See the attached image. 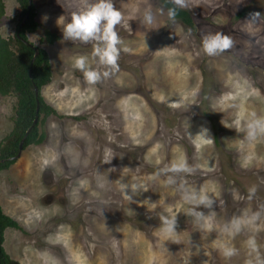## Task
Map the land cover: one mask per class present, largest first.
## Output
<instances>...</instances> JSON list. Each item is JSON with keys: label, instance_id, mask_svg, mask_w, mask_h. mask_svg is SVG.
<instances>
[{"label": "rangeland", "instance_id": "rangeland-1", "mask_svg": "<svg viewBox=\"0 0 264 264\" xmlns=\"http://www.w3.org/2000/svg\"><path fill=\"white\" fill-rule=\"evenodd\" d=\"M96 2L32 0L26 36L47 53L41 95L55 112L0 170V209L18 224L3 230L5 253L18 264H264V0H186L192 26L160 0H112L116 72L92 55L98 41L63 35ZM2 3L7 38L20 7ZM216 33L233 46L208 56L203 39ZM82 56L109 75L90 84ZM15 104L0 95V140Z\"/></svg>", "mask_w": 264, "mask_h": 264}, {"label": "trees", "instance_id": "trees-1", "mask_svg": "<svg viewBox=\"0 0 264 264\" xmlns=\"http://www.w3.org/2000/svg\"><path fill=\"white\" fill-rule=\"evenodd\" d=\"M16 1L20 11L13 33L7 38L0 35V95L13 94L16 98L12 127L0 140V159H2L0 170L7 168L14 161L12 156L17 152L18 141L28 128L22 142V149L29 144H37L41 141L42 134L37 132L38 121L55 112L41 95V88L50 81L51 76L47 53L42 47L29 42L26 36L27 33L35 31L38 25L35 19L34 6L31 4L26 18L20 23L27 0ZM160 2L168 13L169 9L176 8L175 19L188 26L193 25L187 10L177 7L172 0H160ZM2 14L3 3L0 0V16ZM55 38L54 33L45 30L40 40L51 43ZM26 42H29L31 46L27 45ZM34 52L36 54L30 62ZM33 87L37 90L36 97ZM36 100L38 106L35 113ZM35 116H37V120L31 124ZM7 227L18 228V224L0 209V264H18L9 258L1 244L3 230Z\"/></svg>", "mask_w": 264, "mask_h": 264}, {"label": "clouds", "instance_id": "clouds-1", "mask_svg": "<svg viewBox=\"0 0 264 264\" xmlns=\"http://www.w3.org/2000/svg\"><path fill=\"white\" fill-rule=\"evenodd\" d=\"M179 8L186 7V0H172ZM250 17L259 16V13H251ZM176 8L169 9V18L174 20ZM62 19V18H61ZM60 19V20H61ZM122 14L114 7L112 0H97L86 10L72 14L71 21L63 26V35L66 39L79 40L81 42L98 41L92 51V55L99 59L100 64L111 69L112 72L119 70L118 60L121 49V39L116 31V26L121 23ZM145 21L153 22L150 13L145 15ZM203 49L208 56H215L230 49L233 40L230 36L222 33L205 36L203 39ZM127 49H125L126 51ZM86 57H79L75 66L84 72V76L90 84H95L101 80V76L107 77L108 71L103 74L86 67ZM122 187H124L122 185ZM164 231L171 234L173 232L174 221L165 220ZM249 244L255 248V241L250 240ZM226 255H233L234 250H228Z\"/></svg>", "mask_w": 264, "mask_h": 264}, {"label": "water", "instance_id": "water-1", "mask_svg": "<svg viewBox=\"0 0 264 264\" xmlns=\"http://www.w3.org/2000/svg\"><path fill=\"white\" fill-rule=\"evenodd\" d=\"M31 4H32V0H27L26 8H25V10H24V14H23V16H22V18H21L20 23L26 18L27 14H28V11H29V9H30ZM20 23H19V25H20ZM17 30H18V28H17ZM26 44L29 45V46H31V44H30L29 42H26ZM35 54H36V53L34 52L33 56L31 57L30 62H32V60H33ZM33 90H34V96L36 97V94H37L36 92H37V90H36L35 87H33ZM37 106H38V103H37V100H36V104H35V113L37 112ZM36 120H37V116H35V117L33 118L31 124H34V123L36 122ZM28 129H29V128H28ZM28 129L24 132L23 136L19 139V141H18V145H17V152H16V154H15L14 156H12L13 159L17 158V157L19 156V154H20V152H21V150H22V142H23V140H24V137H25V135H26ZM1 160H2V159H0V161H1Z\"/></svg>", "mask_w": 264, "mask_h": 264}, {"label": "flooded vegetation", "instance_id": "flooded-vegetation-1", "mask_svg": "<svg viewBox=\"0 0 264 264\" xmlns=\"http://www.w3.org/2000/svg\"><path fill=\"white\" fill-rule=\"evenodd\" d=\"M2 161V160H1ZM52 196L50 195V194H48V195H46V196H44L43 197V200H50V198H51Z\"/></svg>", "mask_w": 264, "mask_h": 264}]
</instances>
